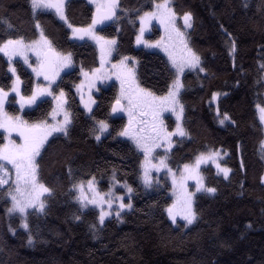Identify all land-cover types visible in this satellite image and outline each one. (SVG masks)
<instances>
[{"label": "trees", "instance_id": "1", "mask_svg": "<svg viewBox=\"0 0 264 264\" xmlns=\"http://www.w3.org/2000/svg\"><path fill=\"white\" fill-rule=\"evenodd\" d=\"M172 3L177 14L193 16L187 34L204 71L197 68L183 75L179 100L187 135L176 136L171 149H160L156 155L178 168L208 149L222 150L223 163L231 169L225 178L212 165L202 167L205 184L216 191L196 194L197 218L187 226L183 221L174 224L168 216L172 197L167 175L154 174L152 186L145 187L143 153L130 139L118 135L126 124L125 116L111 114L118 83L100 86L91 114L82 108L75 86L81 69L98 66L96 45L73 39L68 24L52 11L38 10L34 16L30 0H0V42L19 37L31 41L42 29L53 46L70 53L73 61L53 87V95L65 92L71 123L68 134L52 135L37 158L40 182L51 191L43 198V211L27 212L29 229L21 226L19 215L7 211L11 205L5 195L8 186L0 189V264H264V125L256 107L264 106V0ZM152 4L153 0H119L113 23L96 29L116 39L114 62L123 57L137 59L141 86L159 96L167 94L176 74L162 52L135 45L137 14L152 10ZM94 10L88 0H68L65 15L74 26H88ZM158 32L154 24L149 35L155 37ZM14 64L22 93L30 95L35 84L32 71L22 59ZM12 79L8 59L0 53V86L8 89ZM214 93L219 94L215 103ZM13 96L6 104L10 113H22L31 122L50 120L53 96L23 111ZM216 112L222 118L227 113L230 120L221 124ZM98 120L109 124L99 141L95 138ZM167 120L169 126L174 123L172 118ZM113 174L131 185L133 204L123 219L112 216L100 224L99 211L92 206L81 208L73 185L95 177L102 188H108Z\"/></svg>", "mask_w": 264, "mask_h": 264}, {"label": "snow or ice", "instance_id": "2", "mask_svg": "<svg viewBox=\"0 0 264 264\" xmlns=\"http://www.w3.org/2000/svg\"><path fill=\"white\" fill-rule=\"evenodd\" d=\"M95 3V12L93 13L91 24L87 27H74L68 23L65 15V0H30L33 15L39 11L52 10L57 16L72 29V35L79 39L88 37L96 42L100 49V66L93 68L90 72L81 69L83 76L90 88L95 86V82L107 78L110 71L119 81V93L112 105V112H126L128 122L118 133L119 136L131 139L136 148L143 153L144 160L141 162L142 174L141 178L145 187H151L153 177L151 169L155 168L158 172L161 168L167 169V173L172 177V190L175 199L168 206L167 213L169 218L175 224L177 217H180L188 224H192L196 219V213L193 210V195L188 191L187 181L194 180L196 182V190H204L208 193H214L215 188L205 187L204 179L200 174V166L208 161L216 163L219 157L218 150H209L207 153L201 152L193 163H185L179 176L173 172L168 166L164 158L159 163H153L155 159L153 152L155 149L167 146L171 148L172 137H184L187 132L182 126L183 105L179 100V92L182 88L180 74L185 68L195 69L200 66V57L189 47L185 34L176 27V12L170 6V0H153L152 10L145 11L143 14H137L139 20V35L136 37L137 44L144 43L152 46L149 41L142 39L146 27L153 20L159 22L163 28L165 35L159 41L155 42L156 47H161L167 53L176 72V78L173 80L172 86L167 94L156 95L148 88L141 87L137 81L136 73L129 66L128 58L123 57L118 63L111 64V68L106 71L107 57L112 55L114 39H106L95 31V26L103 24L107 20H111L116 16L119 7L117 0H92ZM185 28L192 27L193 16L190 12L183 14ZM36 28L40 29L37 21ZM235 45L233 44V51ZM0 53L8 58V70L11 72V86L6 90L0 86V129L3 130V142H0V189L8 186L5 195L11 200V207L7 209L9 214L19 213L21 217V226L29 229L27 222V210L34 208L37 211L44 210V202L41 199L43 194L50 193V189L38 180V160L41 156L42 149L53 133L62 132L68 134V126L71 123V115L65 109L66 103L63 90L58 96L53 95L51 85L59 76L60 71L72 64L71 54H63L56 50L52 41L40 30L39 39L26 43L23 37L8 38L0 42ZM29 53L36 57V64L33 66L29 63ZM22 58L25 64L32 68V72L36 77H43L48 82L47 86L37 84L31 91V95H24L21 90L22 81L16 74V68L13 66V58ZM200 71L204 68L199 67ZM84 81L77 85V90L81 91L84 87ZM10 94H14L13 100L19 104L20 109L37 103V100L44 96H53L56 101L51 113V122L47 119L29 122L20 115H12L5 110V104L9 100ZM218 93H214L212 99L216 100ZM81 101L84 102L83 92L81 91ZM95 103L89 96L88 101L84 102L85 108L91 112V104ZM260 114L261 123H264V106L257 104ZM171 111L176 116L175 129L169 131L162 119V113ZM63 114V119H57ZM230 120L227 113L220 119V123ZM109 124L105 120L96 121L97 141L101 135L107 132ZM15 134L16 138H13ZM261 148L264 149V141L261 142ZM216 167L227 177L230 171L222 168L217 163ZM14 173V179H13ZM119 183V181H117ZM128 193L133 189L126 183L123 185ZM77 190L75 197L81 205L86 208L88 205H94L99 208V222L103 224L105 218L112 214L113 205L118 203L116 216H120V211L125 208H131V198L125 204L123 196H116L110 188L107 193L97 190L95 186V177L87 181V189L84 182L81 181L73 185ZM105 206H107L105 208ZM79 219V217H76ZM10 231H14L11 227ZM29 236V242H31Z\"/></svg>", "mask_w": 264, "mask_h": 264}, {"label": "rangeland", "instance_id": "3", "mask_svg": "<svg viewBox=\"0 0 264 264\" xmlns=\"http://www.w3.org/2000/svg\"><path fill=\"white\" fill-rule=\"evenodd\" d=\"M67 1H68V0H65V3H66ZM88 1H89V2L95 7V3H93L92 0H88ZM170 6L173 7L172 0H170ZM47 11H52V10H47ZM150 11H151V10H150ZM52 12L55 14L54 11H52ZM176 14H177V13H176ZM55 15H56V14H55ZM56 16H57V15H56ZM57 17L59 18V16H57ZM59 19H60V18H59ZM154 24L157 25L159 32L157 33V35H156L155 37H150L149 34H151V31H152V29H153V25H154ZM73 26H74V25H73ZM74 27H87V26H74ZM176 27L179 28L180 31L183 32V33L185 34V39H186V41H187L189 47H191L190 42H189V39H188V34H187V31H188L191 27H190V28H185V26H184V20H183V14H182V15H179V14L176 15ZM139 28H140V25H138V27H137V32H136V36H135V45H136V46H140V47H145V48H147V49H149V50H152V51H159V52H162V53L166 56V58L168 59V55H167V53L163 50V48L154 46V45H155V42H156V41H159V40L161 39V37L165 35L164 30H163V28L160 26L159 22L156 21V20H153V21L151 22V24H149V25L146 27L145 32H144L143 37H142L143 40H145V41H149V42L151 43L152 46H147V45H145L144 43L137 44V42H136V37H137V35L140 34V33H139ZM70 29H71V28H70ZM95 31H96V33H97L98 35L103 36V35H101L100 33L97 32L96 26H95ZM71 34H72V29H71ZM39 36H40V30H39V34H38V36H37L35 39H33V40H37V39H39ZM103 37H105V36H103ZM72 38L75 39V40H79V41H82V40H89V41H91L93 44L96 45V47H97V49H98V54H99V64H98L97 67H99V66H100V49H99V47L97 46L96 42H95L94 40H92V39H89L88 37H84L83 39H79V38L74 37V36L72 35ZM105 38H106V39H114V40L116 41L115 38H108V37H105ZM33 40H31V41H33ZM31 41H25V42L28 43V42H31ZM116 42H117V41H116ZM116 44H117V43H115V45H113L112 55L109 56V57H107L106 71H107L108 69L111 68V64H115V63H118V62H119V61H118V62H114V59H113V58H114L115 49H116ZM191 48H192V47H191ZM192 49H193V48H192ZM56 50H57V49H56ZM193 50H194V49H193ZM57 51H59V50H57ZM194 51H195V50H194ZM59 52H61V51H59ZM195 52H196V51H195ZM61 53H63V52H61ZM1 54H3V53H1ZM63 54H66V53H63ZM197 55H198V54H197ZM6 58H7V57H6ZM127 58H128L129 66L133 68V70H134L135 73H136V77H137V66H138V61H137V59H135V58H133V57H127ZM7 59H8V58H7ZM15 59H22V58H19V57H15V58H13V66H14V67H15V64H14V60H15ZM71 59H72V58H71ZM22 60H23V59H22ZM168 61H169V59H168ZM29 63L32 64L33 66H35V64H36V57H35V55L32 54V53H29ZM169 64H170L171 68H172V69L174 70V72H175V69L173 68V66H172V64H171L170 61H169ZM26 66L32 71V68L29 67L28 64H26ZM262 66H263V68H264V63H262ZM72 67H73V61H72V64H71L69 67L64 68V69H62V70L60 71L59 76L56 78V80H55V81L52 83V85H51V91H52V92H53V87H54V85L58 82V80L61 78V76H62L65 72H67L68 70H70ZM97 67H95V68H97ZM199 67H200V66H199ZM199 67H198V68H199ZM15 68H16V67H15ZM195 69H197V68H195ZM195 69H191V68H185V69H184L183 73L180 74V80H181L182 85H183V75H184V73H185L186 71H188V70H195ZM84 71H85V70H84ZM86 72H90V71H86ZM10 73H11V72H10ZM32 73H33V72H32ZM16 74L18 75V71H17V69H16ZM175 74H176V72H175ZM11 75H12V74H11ZM33 75H34V78H35V84H34V87H35L37 84H40V85H43V86H47L48 82L45 81V80L43 79L42 76H41V77H36L35 73H33ZM18 76H19V75H18ZM175 78H176V77H175ZM13 79H14V77H13ZM263 79H264V72H263ZM114 80H115V81L118 83V85H119V81L116 80L115 75H113V74L109 71V72H108V76H107V78H104V79H101V80L96 81V82H95V86L89 89V87H88V85H87V81H86L85 77L83 76V74H82V72H81V79H80V81L76 84V86H75V91H76V94H77V96H78V98H79V100H80V104H81L82 108L85 110V112H86L87 114H91L92 111L89 112V111L85 108V106H84V102H87V101H88L89 96H91V99H92L93 101L96 102L95 94L98 92L100 86L107 87V86H108L112 81H114ZM82 81L85 82V83H84V87H83V89L81 90V91L83 92L84 102L81 101V91H78V90H77V85H80ZM137 81H138V83L140 84V82H139V80H138V77H137ZM140 86H141V84H140ZM171 86H172V85H171ZM119 87H120V85H119ZM141 87H142V86H141ZM182 88H183V86H182ZM182 88L180 89V92H181ZM6 90H7V89H6ZM63 92H64V91H63ZM180 92H179V94H180ZM59 93H60V92H58L55 96H58ZM64 93H65V92H64ZM10 95H12V94H10ZM30 95H31V94H30ZM48 96H49V95H44V96L40 97V98L37 100V102L40 101V100L43 99V98L48 97ZM178 98H179V97H178ZM64 99H65V101H66L64 107H65V109L68 111V109H67V96H66V94H65ZM216 100H217V98H216ZM216 100H213V102L215 103ZM55 103H56V101L54 100V106H55ZM6 104H7V102H6ZM6 104H5V110L8 111V109H7V107H6ZM34 105H35V104H34ZM34 105H31V106H27V105H26V106L24 107V109H25V108H28V107H32V106H34ZM94 106H95V103H92V104H91V109H92V110H93ZM21 110L23 111V109H21ZM8 112H9V111H8ZM9 113H10V112H9ZM10 114H12V113H10ZM216 114H217L218 121H220V119H222L221 115H219L218 112H216ZM12 115H16V114H12ZM17 115L22 116V113H19V114H17ZM124 116H125V118H126V124H127V122H128V120H127V119H128V116H127V113H126V112H125V115H124ZM259 116H260V114H259ZM22 117H23V116H22ZM167 118H172V119H173L174 123H173L171 126H169L168 123L166 122V121H167V120H166ZM57 119L62 120V119H63V114L59 115V116L57 117ZM162 119L164 120V123H165V125L168 127L169 131L175 129V126H176V116H175V114H173L171 111H166V112L162 113ZM49 121L51 122V117H50V120H49ZM29 122L31 123V121H29ZM181 122H183V114H182V121H181ZM126 124H125V125H126ZM224 124H225V123H224ZM263 125H264V123H263ZM182 126H183V124H182ZM0 130H2V129H0ZM2 131H3V130H2ZM56 133H62V132H56ZM56 133H53V135L56 134ZM50 137H51V136H50ZM50 137H49V138H50ZM175 137H176V136H173V137H172L171 148L173 147V144H174V138H175ZM13 138H16V137H15V134H13ZM125 138H128V137H125ZM128 139H129V138H128ZM130 140H131V139H130ZM131 141H132V140H131ZM132 142H133V141H132ZM171 148H168L167 146H165V147H160V148L155 149L154 152H153V155H154L155 159H154L152 162L158 164V163H159V160H160L161 158H164V157H160V156H157V155H156V153H157L158 150H160V149H166V150H169V149H171ZM209 150H215V149H208L205 153H207ZM263 150H264V149H263ZM263 150H262V151H263ZM218 151H219V157L217 158L216 163H213L212 161H208L207 163H204V164H202V165L200 166V174H201V176L203 177V179H204V175H203V173H202V167H203V166H207V165H212V166L216 169V172H217L219 175L225 177L224 173L221 172V171H219V169L216 167V164H217V163L220 165V167H222V168H227V169L230 170V171L228 172L227 177L229 176V174H230V172H231V169H230L227 165H225V164L223 163V160H224L226 154H225L222 150H218ZM164 159H165V158H164ZM262 159H263V161H264V152L262 153ZM165 162H166V161H165ZM193 162H194V161H193ZM193 162H190V163H193ZM183 165H184V164H183ZM183 165H182L181 167H178V168H173V167H170L169 165H168V166H169L170 168H172L173 172H175V173L177 174V176H179V174H180V170H182ZM164 173L167 175V177H168V179H169V182H170V184H171V189H170V192H169L170 195H171V197H172V201H171V203L169 204V205H171L172 202H173V200L175 199V197H174V195H173V190H172V177H171V175H169V174L167 173V169H164V168H161L158 172L156 171L155 168L151 169V175H152L153 179H154V174H157L158 176H160V175H162V174H164ZM227 177H225V178H227ZM13 179H14V173H13ZM90 179H91V178H90ZM38 180H39V182H40L39 175H38ZM88 180H89V179H88ZM88 180H87V181H88ZM261 180H262V183H264V172H263V174H262ZM87 181L84 182V187H85V189H87ZM117 181H118V180L115 179V175L113 174L112 177L110 178V184H109V187H108V188H102L101 185H100L99 180H98L97 178H95V186H96V188H97L98 191L103 192V193H107V192L109 191V189L111 188L112 191H113V193H114L116 196H123V197H124V201H123V202H124L125 204H127V203L129 202V197H130V198H131V205H132V204H133V203H132V202H133V201H132V198H133V191H132L131 193H128V192H127V189L123 186L125 183H126L127 185H129L130 187H131V185H130L129 183H127V182H120V181H119V183H117ZM40 183H41V182H40ZM204 184H205V179H204ZM187 187H188V191H189V192L194 193V195H193V210H194L195 196H196L197 193L204 192V193H207V194H209V195H212V194L215 193V192H214V193H208L207 191H204V190L197 191V190H196V182H195L194 180H189V181H187ZM205 187L207 188L208 186L205 184ZM131 188H132V187H131ZM46 194H47V193L43 194V196L41 197L42 200H43V198H44V196H45ZM169 205H168V206H169ZM88 206H92V207L96 208L98 211H100L99 208L95 207L94 205H88ZM168 206H167V208H168ZM10 207H11V205H10ZM106 207H107V206H105V208H106ZM117 208H118V203L113 205L112 214L109 215V216H107V217L105 218V220H106L107 218H109V217L116 216L115 213H116ZM30 209H32V208H29V209L27 210V212H28ZM128 210H130V209H129V208H125V209L121 210V211H120V216H119V217L116 216V217L119 218V219H123V215H124V213L127 212ZM13 214H17V215H19V213H13ZM19 216H20V215H19ZM20 218H21V217H20ZM196 218H197V216H196ZM195 220H196V219H195ZM195 220H194L193 222H195ZM179 221H183V222H185V221L182 220L180 217H177V220H176V223H175V224L177 225ZM99 223H100V222H99ZM185 223H186V222H185ZM188 225H190V224H188Z\"/></svg>", "mask_w": 264, "mask_h": 264}, {"label": "water", "instance_id": "4", "mask_svg": "<svg viewBox=\"0 0 264 264\" xmlns=\"http://www.w3.org/2000/svg\"><path fill=\"white\" fill-rule=\"evenodd\" d=\"M117 2L119 3V0H117ZM94 12H95V10H94ZM94 12H93V13H94ZM116 15H117V11H116ZM115 18H116V16H114L111 20H107V21H105L103 24H98V25H96V26H97L98 28L106 27V26L112 24L113 21L115 20ZM111 114H112L113 117H122V116L125 115V112L117 111V112L113 113V112H112V108H111Z\"/></svg>", "mask_w": 264, "mask_h": 264}, {"label": "flooded vegetation", "instance_id": "5", "mask_svg": "<svg viewBox=\"0 0 264 264\" xmlns=\"http://www.w3.org/2000/svg\"><path fill=\"white\" fill-rule=\"evenodd\" d=\"M167 119H168V118H167ZM167 119H166V120H167ZM127 120H128V119H127ZM166 122L168 123V120H167Z\"/></svg>", "mask_w": 264, "mask_h": 264}]
</instances>
